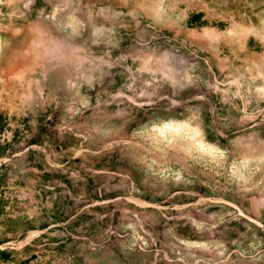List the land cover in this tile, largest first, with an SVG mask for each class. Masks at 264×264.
I'll use <instances>...</instances> for the list:
<instances>
[{
    "label": "rangeland",
    "instance_id": "rangeland-1",
    "mask_svg": "<svg viewBox=\"0 0 264 264\" xmlns=\"http://www.w3.org/2000/svg\"><path fill=\"white\" fill-rule=\"evenodd\" d=\"M0 264H264V0H0Z\"/></svg>",
    "mask_w": 264,
    "mask_h": 264
}]
</instances>
